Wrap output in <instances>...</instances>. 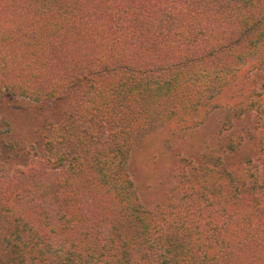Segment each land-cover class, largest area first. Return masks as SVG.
<instances>
[{
	"label": "trees",
	"instance_id": "16d2710c",
	"mask_svg": "<svg viewBox=\"0 0 264 264\" xmlns=\"http://www.w3.org/2000/svg\"><path fill=\"white\" fill-rule=\"evenodd\" d=\"M227 88L259 132L247 181L194 168L145 208L136 137L197 127ZM9 96L67 107L20 171L27 203L0 198V264H264V0H0Z\"/></svg>",
	"mask_w": 264,
	"mask_h": 264
},
{
	"label": "rangeland",
	"instance_id": "374dc122",
	"mask_svg": "<svg viewBox=\"0 0 264 264\" xmlns=\"http://www.w3.org/2000/svg\"><path fill=\"white\" fill-rule=\"evenodd\" d=\"M229 96L215 101L195 128L155 120L148 133L136 137L128 168L145 208L174 207L173 188L194 168L228 172L237 185L247 181L246 162L256 158L259 132L253 114L229 120L231 111L236 114ZM66 107V102L37 103L12 96L0 101V198L7 200L14 187L16 193L8 200L13 207L23 206L29 197L26 183L21 180L19 185L20 171L40 162L45 129L62 120Z\"/></svg>",
	"mask_w": 264,
	"mask_h": 264
}]
</instances>
